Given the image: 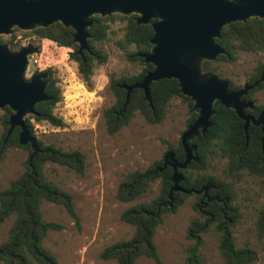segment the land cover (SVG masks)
I'll return each mask as SVG.
<instances>
[{"label":"trees","instance_id":"trees-1","mask_svg":"<svg viewBox=\"0 0 264 264\" xmlns=\"http://www.w3.org/2000/svg\"><path fill=\"white\" fill-rule=\"evenodd\" d=\"M91 21L92 25L86 29L91 53L83 52L82 57L76 54L77 47L72 44L73 32L70 28H64L56 23L45 28H36L29 34L38 41L47 40L58 47L70 49L69 59L76 63L77 74L82 82L88 84L94 65H101L106 61V54L95 48V44L109 41V24L115 21L123 23L121 35L119 39L113 41V44L121 51L133 46L134 50L126 53L124 57L127 61L138 62L142 69L137 74L109 78L108 89L113 96V103L102 112L105 131L108 135L126 126L135 112L147 124L160 123L165 118L169 101L172 98L179 97L188 108L191 107V101L179 94L175 80L150 83L148 87L150 106L143 99V93L139 89H133L125 103V91L121 85L135 84L153 69L150 64H143L140 58L134 56L137 51L148 53L150 50L151 28L148 25H136L134 15L113 14L103 18L92 16ZM13 41L14 36L11 35L10 49L19 48L20 46L14 44ZM214 43L223 50V54L213 62L203 61L200 65L203 72H216V64L219 62L233 63L239 52H264V23L257 18L230 23L221 28ZM46 71L48 82L45 94L49 100L34 106L33 110L37 116L25 117L26 128L31 136H33V127L30 120L44 121L53 127L62 126L61 119L52 112L55 104L60 101V91L51 70ZM261 78L263 80L247 92L245 99H249L255 91L264 88V66L258 64L255 74L247 80V84L251 85ZM229 84L231 90L238 88L231 82ZM259 111H264V107L256 106L255 110L249 113L256 116ZM10 114L11 112L5 108L0 118L3 127L0 162L9 147L26 150L29 155L31 152L28 145L18 144V128H14L5 137L7 119ZM195 116L194 112L189 113L186 126L194 120ZM242 124L243 122L235 116L232 110L215 105L211 126L203 135H198L189 142L196 146L195 153L198 160L190 162L184 170L178 171L183 176L179 186L185 191H196L206 184L208 187L206 189L207 198L202 196V193L188 194L197 199L196 207L200 208L199 213L203 221L192 220L188 225L186 237L192 241V244L186 249L182 264H203L199 254L201 235L210 226L218 235L217 250L222 258V264H251L255 260L252 250L246 247L236 248L234 245L231 229L238 215L236 208L231 205L234 194L230 186L210 175L196 173L193 176L191 172L204 171L208 161L217 156L225 160V173L230 175L245 173L259 178L264 186V147H261L259 143V128L249 125L246 132H243ZM36 144L39 151L30 158L29 162L28 155L24 163V171L10 181L6 188L0 190V226L8 218H13L5 239L0 243V264H58L52 253L43 246V240L48 232L58 231L61 226L43 220L41 212L43 203L61 206L75 224L78 221L71 196L45 178L43 167L46 163H52L81 175L84 166L82 154L75 150L64 151L51 145L42 146L37 140ZM167 148L172 150L175 160L178 162L183 160V150L180 144L175 148L169 146ZM161 164L162 161L144 171L128 173L119 181L115 199L122 203L141 198L149 185L157 179L159 180L158 194L151 201L134 204L120 213L119 220L133 228L132 235L125 241H119L103 248L99 253L101 260H112L116 264H133L139 257H145L151 259L154 264H159L153 243L155 229L161 224L163 215L173 213L188 197L183 193H173L171 206H167V194L171 187L169 180L171 170L168 167L161 168ZM255 224L258 232L264 236V195Z\"/></svg>","mask_w":264,"mask_h":264},{"label":"rangeland","instance_id":"rangeland-1","mask_svg":"<svg viewBox=\"0 0 264 264\" xmlns=\"http://www.w3.org/2000/svg\"><path fill=\"white\" fill-rule=\"evenodd\" d=\"M123 23L109 24V41L96 43L95 48L106 54V61L94 65L88 84L77 74L76 63L69 59L70 49L58 47L47 40H36L31 31L11 30L14 44L37 47L38 52L28 56L25 72L27 78L33 72L51 70L60 91V101L53 107V114L62 121L61 127H53L44 121L30 120L33 136L42 146L51 145L64 151L75 150L83 156V171L77 175L65 167L46 163L45 178L72 198L78 221L75 224L59 205L43 203L42 218L61 226L48 232L43 246L52 253L58 264H116L101 260L100 251L116 242L125 241L133 228L119 220L126 208L148 202L158 194L159 180L149 185L146 193L132 202L115 199V191L121 178L134 171H144L162 161L168 146L175 148L185 130L190 108L179 97L169 101L165 118L158 124H147L135 112L128 124L116 133L108 135L102 112L113 103L108 89L110 77L117 78L137 74L142 69L138 62L127 61L126 53L134 50L117 49L113 41L119 39ZM26 33V34H22ZM14 47L11 50H17ZM35 61V63L33 62ZM258 64L264 66V52H239L231 63L216 64V74L238 88L255 74ZM251 99L256 106L264 107V88L255 91ZM3 111L0 110V118ZM3 127L0 121V141ZM26 150L9 147L0 162V190L8 186L24 171ZM225 160L217 156L210 159L204 171H191L192 175H210L230 186L234 197L231 205L238 215L231 229L236 248H249L255 254L251 264H264V236L256 228L258 210L263 201L264 186L259 178L247 174L225 173ZM197 199L188 195L173 213L165 214L155 229L153 243L159 264H182L186 249L192 241L186 237L192 220L203 221ZM13 218L0 226V243L5 239ZM218 235L213 227L201 235L199 254L203 264H222L218 250ZM133 264H154L151 259L139 257Z\"/></svg>","mask_w":264,"mask_h":264},{"label":"water","instance_id":"water-1","mask_svg":"<svg viewBox=\"0 0 264 264\" xmlns=\"http://www.w3.org/2000/svg\"><path fill=\"white\" fill-rule=\"evenodd\" d=\"M113 14L135 15L136 25H149L152 31L148 53L137 51L134 56L153 69L139 82L121 85L125 103L130 92L139 89L150 106V83L175 80L179 94L191 101L190 110L196 114L180 135L184 160L178 163L171 150L162 158L161 168L172 169L167 206H171L172 194L176 192L205 195L208 184L196 191L183 190L179 186L182 175L176 170L184 169L189 162H197L196 147L188 143L211 126L215 105L232 110L243 122V132L249 125L259 126V143L264 147V112L255 118L246 114L247 109L253 110L254 102L242 100L262 79L251 85L245 82L242 87L231 90L227 80L200 69L203 61L213 62L223 54L214 43L222 27L250 18L264 23V0H0V35L11 33L13 28L28 32L58 23L72 30V44L77 47L76 54L82 57L83 52L91 53L86 29L92 25V16L103 18ZM37 52V47L30 44L10 52L0 45V110L7 108L11 112L5 137L18 128V144L28 145L31 151L28 162L39 148L26 128L25 117L37 116L34 106L49 100L45 94L47 71L33 72L25 78L27 58Z\"/></svg>","mask_w":264,"mask_h":264},{"label":"flooded vegetation","instance_id":"flooded-vegetation-1","mask_svg":"<svg viewBox=\"0 0 264 264\" xmlns=\"http://www.w3.org/2000/svg\"><path fill=\"white\" fill-rule=\"evenodd\" d=\"M134 18H135V15H134ZM148 26H149V25H148ZM0 45H4V46L6 47V49L10 52V50H11V49H10V32H9L8 34L0 35ZM19 48H20V47H19ZM19 48H18V49H19ZM14 51H15V50H14ZM43 72H44V71H43ZM213 73H215V72H213ZM215 74H216V73H215ZM218 77H219V76H218ZM219 78H220V77H219ZM221 79H222V78H221ZM261 79H262V78H261ZM224 80H225V79H224ZM262 80H263V79H262ZM228 82H229V81H228ZM257 85H258V84H257ZM229 86H230V84H229ZM251 90H252V89H251ZM244 97H245V96H244ZM244 97H242V100H244V101H253V102H254V100L251 99V97H250L249 99H245ZM255 107H256V105H255V102H254L253 110H248V109H247V110L245 111V113L248 114V115H251L249 112H253V111L255 110ZM4 109H5V108H4ZM4 109H3V110H4ZM3 110H1V111H3ZM8 110H9V109H8ZM9 111H10V110H9ZM190 112H192V111L190 110ZM259 112H261V111H259ZM259 112H258V113H259ZM263 112H264V111H263ZM258 113L256 114V116L258 115ZM235 116H236V115H235ZM251 116H252V115H251ZM256 116H252V117L255 118ZM236 117H237V116H236ZM192 122H193V121H192ZM192 122H191V123H192ZM191 123H190V124H191ZM190 124H189V125H190ZM187 126H188V125H187ZM187 126H185V129L187 128ZM256 127L259 128V126H256ZM259 131H260V128H259ZM260 136H261V133H260ZM179 139H180V137H179ZM178 144H180V141H178L177 145H178ZM190 145H194V144H189V143H188V146H190ZM180 146H181V145H180ZM195 147H196V146H195ZM181 148H182V147H181ZM182 150H183V149H182ZM168 151H169V150H168ZM171 151H172V150H171ZM195 152H196V151H195ZM172 153H173V152H172ZM173 158H174V154H173ZM183 160H184V152H183ZM183 160H182V161H183ZM176 161H177V160H176ZM182 161H181V162H182ZM177 162H178V161H177ZM181 162H178V163H181ZM189 163H190V162H189ZM189 163H188V164H189ZM188 164H187V165H188ZM168 168L171 170V173H172V169H171L170 167H168ZM185 168H186V167H185ZM185 168H184V169H185ZM184 169H182V170H184ZM179 170H180V169H177V170H176V173H180V172H178ZM180 174H181V173H180ZM181 175H182V174H181ZM170 177H171V174H170ZM182 178H183V176H182ZM169 180H170V178H169ZM182 180H183V179H182ZM180 182H181V181H180ZM180 182H179V183H180ZM171 185H172V183H171ZM202 196L206 197V192H205V195H203V193H202ZM206 198H207V197H206ZM206 200L209 201V199H206Z\"/></svg>","mask_w":264,"mask_h":264},{"label":"built area","instance_id":"built-area-1","mask_svg":"<svg viewBox=\"0 0 264 264\" xmlns=\"http://www.w3.org/2000/svg\"><path fill=\"white\" fill-rule=\"evenodd\" d=\"M35 63V61H33Z\"/></svg>","mask_w":264,"mask_h":264}]
</instances>
